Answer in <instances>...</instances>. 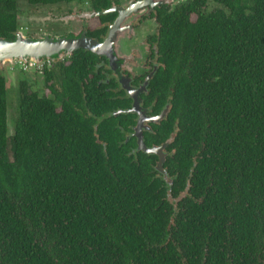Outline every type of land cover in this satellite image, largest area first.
Here are the masks:
<instances>
[{"label": "trees", "instance_id": "obj_1", "mask_svg": "<svg viewBox=\"0 0 264 264\" xmlns=\"http://www.w3.org/2000/svg\"><path fill=\"white\" fill-rule=\"evenodd\" d=\"M16 7L0 0L2 39H15ZM175 16L172 112L146 136L151 148L176 132L163 163L172 188L154 167L157 155H130L136 143L124 144L117 127L128 128L130 115L101 121L113 104L78 101L76 80H64L70 103L62 106L21 82L11 162L0 70V264H101L110 256L181 264L177 255L196 257L191 264H264V0H188ZM89 56L75 52L68 78L86 71ZM164 74L152 88L165 93L173 84ZM188 181L176 211L168 191L174 197Z\"/></svg>", "mask_w": 264, "mask_h": 264}, {"label": "flooded vegetation", "instance_id": "obj_2", "mask_svg": "<svg viewBox=\"0 0 264 264\" xmlns=\"http://www.w3.org/2000/svg\"><path fill=\"white\" fill-rule=\"evenodd\" d=\"M186 1L188 0H109L105 6L95 2V0H65L39 5L31 4L27 0L26 3L30 7L53 10V12L41 16L44 18H33L32 21L35 25L41 26V28L39 32H32V26L27 27L26 30L31 31L32 36L37 38V34H48L43 24L46 27H52L66 23L69 26L67 29L69 33L66 34L65 38L85 36L95 42L97 41L101 45L100 51L102 52L98 54L86 49H76L72 53H67L61 60H44L50 61V63L43 64L40 69L32 70V93H37L40 97H48L54 100L58 106H62L64 101L70 103L68 85L65 84L64 80H71L74 85H76V80V86L79 87L78 101L94 100L113 104L112 110L106 112L101 121H106L112 117L119 118L124 114L130 115L132 124L128 125V128L121 125L117 127L121 136L125 138L124 144L132 140L136 143V147L131 149L130 155L144 152L139 150L138 135L142 136L145 144L146 140L152 143L151 139L146 136L156 135L158 130L155 126H160L162 122L168 121L169 114L172 112L171 103L174 86L177 78H180V62L178 50L175 48L177 43L172 42L171 29L174 21H171V18H177L175 14L178 8ZM19 2L20 0H16V20L19 27L14 33L15 38L17 33L21 31L20 18H23L19 6L21 3ZM27 11L26 13H28ZM26 18L24 17V19ZM32 21L27 24L32 23ZM113 38L115 39L112 42ZM132 39L135 40L132 41ZM80 50L92 54L89 58L86 57V71L81 73L75 70L68 78L70 71L66 67L72 63L75 52ZM164 72L166 81L171 78L173 84L169 92L165 93L157 88H152L153 82ZM164 94H167L168 98ZM162 99H165L163 105L164 100ZM135 105L138 111H133ZM75 108L84 114L83 109ZM124 121L129 122L128 119ZM140 124L141 126H139ZM175 138L176 132H172L166 142L159 145L152 144L151 148L161 147L169 142L163 149V155L166 159L169 155L168 148L175 141ZM160 162L161 158L158 156L154 167L158 168ZM167 182L169 183L168 186L172 188L174 185L172 178L168 177ZM190 187L191 182L188 181L185 189L174 197H172V190L168 191L167 199L173 205L174 210H179V205L183 201L179 199L181 195L184 194L185 198L189 196ZM173 221L174 217H171L168 230ZM225 227L227 229V226ZM191 258L196 257L189 258L188 256L177 255L175 261L176 263L180 261L181 264H191L189 260ZM101 264L134 263L130 256L128 258L110 256Z\"/></svg>", "mask_w": 264, "mask_h": 264}, {"label": "water", "instance_id": "obj_3", "mask_svg": "<svg viewBox=\"0 0 264 264\" xmlns=\"http://www.w3.org/2000/svg\"><path fill=\"white\" fill-rule=\"evenodd\" d=\"M114 37V36H113ZM115 38L112 39V42ZM76 49H86L95 53L101 54V45L96 41H93L85 36L78 38H65L56 37L53 38L48 34H41L37 38L27 36L26 33L19 31L15 39H2L0 38V70L7 82L8 90V76L6 74L7 66L15 67L18 62L25 64L35 63L40 65L44 60H61L67 53H72ZM36 69V68H32ZM130 90L127 86H125ZM8 100V98H7ZM137 106L135 105V110ZM12 109L7 107V155L11 162L14 161V152L12 140L16 135V123L11 117ZM162 118V117H160ZM159 120V119H157ZM11 125L9 127V123ZM141 126V124L139 125ZM9 127V129H8ZM13 131V133H12ZM138 133H140L138 131ZM12 134V135H11ZM139 150H142L148 154H155L161 158L159 171L165 174V178L168 180V176L164 171L162 164L165 160L163 155V149L168 145L167 142L161 147L148 148L144 143L142 136H139Z\"/></svg>", "mask_w": 264, "mask_h": 264}, {"label": "rangeland", "instance_id": "obj_4", "mask_svg": "<svg viewBox=\"0 0 264 264\" xmlns=\"http://www.w3.org/2000/svg\"><path fill=\"white\" fill-rule=\"evenodd\" d=\"M27 0H20L19 3H21L19 6L21 8L22 16L20 18V27H21V32L26 33L27 36L36 38L35 36H32V32H39V29L41 26H36L35 23L32 21L33 18H44L41 17L42 15L48 14L53 12L52 9L50 8H35V7H30L27 3ZM217 5H214L211 3L209 10H212L214 7ZM28 10V11H27ZM26 11L28 13H26ZM40 15V16H39ZM32 16V17H31ZM24 17H27L24 19ZM29 19V20H28ZM193 20H195V17H193ZM32 21V23L27 24L28 22ZM32 26V27H31ZM27 27H31V31L26 30ZM44 29L48 32V34L52 37H66V34L69 33L67 30L69 26L64 23V24H58L52 27H46L45 24H43ZM44 34V33H40ZM47 34V33H46ZM39 36V34H37ZM36 35V36H37ZM135 39H132L134 41ZM23 66H15V67H10L7 66V70L5 71L7 76H8V106L12 109L11 112V117L14 121V124L16 123L18 116H19V104H20V84L22 81H26L29 85V90L32 91V67H29L27 70L22 69ZM11 125V122L9 123V127ZM8 127V129H9ZM13 133V131H12ZM12 135V134H11Z\"/></svg>", "mask_w": 264, "mask_h": 264}, {"label": "built area", "instance_id": "obj_5", "mask_svg": "<svg viewBox=\"0 0 264 264\" xmlns=\"http://www.w3.org/2000/svg\"><path fill=\"white\" fill-rule=\"evenodd\" d=\"M46 63H50V61H44L43 63H41L40 65H36L35 63H28V64H25V63H22V62H18L16 64V66L20 65V66H23L22 69L24 70H27L29 67H32V68H36V69H40L42 67L43 64H46Z\"/></svg>", "mask_w": 264, "mask_h": 264}]
</instances>
